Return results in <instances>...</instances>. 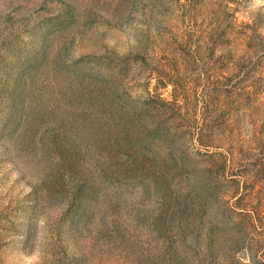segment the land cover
I'll return each mask as SVG.
<instances>
[{
    "label": "rangeland",
    "instance_id": "obj_1",
    "mask_svg": "<svg viewBox=\"0 0 264 264\" xmlns=\"http://www.w3.org/2000/svg\"><path fill=\"white\" fill-rule=\"evenodd\" d=\"M148 70L233 167L173 166ZM0 264H264V0H0Z\"/></svg>",
    "mask_w": 264,
    "mask_h": 264
},
{
    "label": "trees",
    "instance_id": "obj_2",
    "mask_svg": "<svg viewBox=\"0 0 264 264\" xmlns=\"http://www.w3.org/2000/svg\"><path fill=\"white\" fill-rule=\"evenodd\" d=\"M134 62L141 63L142 59L135 57ZM141 102L132 101L128 95L122 99L129 114L140 121L144 127H150L158 144L167 149V156L174 167L186 166L188 163H199L205 168L227 169L235 164V154L226 150L222 154H213L212 150L224 145L217 135L207 126V115L214 104H209L203 96L192 98L182 84L172 82L168 74L161 70H148ZM125 78L127 74H122ZM152 80L155 82L149 88ZM170 88L168 99H164L159 92H166ZM152 93V94H151ZM135 104V105H134ZM191 150L194 152L192 153ZM258 167V166H257ZM247 171L240 174L239 179L252 178L256 172L255 166H248ZM213 193L215 188L208 189Z\"/></svg>",
    "mask_w": 264,
    "mask_h": 264
}]
</instances>
